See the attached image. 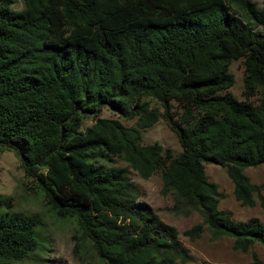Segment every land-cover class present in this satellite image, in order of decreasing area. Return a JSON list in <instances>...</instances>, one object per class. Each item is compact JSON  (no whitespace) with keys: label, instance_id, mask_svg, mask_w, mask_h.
<instances>
[{"label":"trees","instance_id":"1","mask_svg":"<svg viewBox=\"0 0 264 264\" xmlns=\"http://www.w3.org/2000/svg\"><path fill=\"white\" fill-rule=\"evenodd\" d=\"M0 0V148L21 158L59 218L101 264H186L176 227L141 200L130 169L160 172L167 211L197 213L193 240L264 249V223L235 220L205 163L224 168L240 206L264 207L245 169L264 164V7L255 0ZM244 59L243 95L229 91ZM255 98V100H252ZM104 108L125 120L99 117ZM95 119L84 128V120ZM167 121L182 150L143 135ZM116 159L127 167L114 165ZM1 203V201H0ZM39 219L0 211V264L39 247Z\"/></svg>","mask_w":264,"mask_h":264},{"label":"rangeland","instance_id":"2","mask_svg":"<svg viewBox=\"0 0 264 264\" xmlns=\"http://www.w3.org/2000/svg\"><path fill=\"white\" fill-rule=\"evenodd\" d=\"M259 7H264V0H255ZM12 9L21 12L24 0H14ZM244 59L233 60L229 72L234 78L229 91L238 99L243 95ZM255 100V98H252ZM99 117L118 118L126 126H135V120H125L113 110L104 108ZM93 117L84 120V128L94 123ZM159 142L169 148L173 154H178L182 148L178 137L164 119L158 120L147 128L143 135L146 144ZM114 165L127 167V163L116 159ZM205 173L210 181L216 183L223 197L219 207L231 211L235 220H246L257 217L264 223V207L257 200L253 207L240 206L232 193V182L224 168L214 163H205ZM250 181L263 186L264 194V164L245 169ZM130 177L136 183L141 194V200L147 202L166 223L173 225L180 232L179 239L189 250L192 260L186 264H264V249L255 244L248 252L232 248V239L224 237L211 241L206 231L199 238L189 239L182 231L201 221L197 213L188 216L175 215L166 210L173 204L170 193L162 191L160 172L149 178H142L138 172L130 169ZM33 187V183L25 173L20 156L13 149L0 148V211L20 214L25 217L39 219V247L29 257L13 264H101L94 255L90 242L81 238V232L73 219H63L56 216L46 205L43 194ZM180 264V263H179Z\"/></svg>","mask_w":264,"mask_h":264}]
</instances>
